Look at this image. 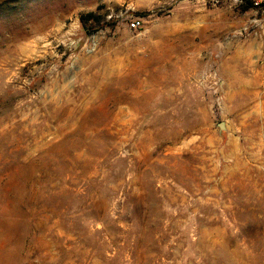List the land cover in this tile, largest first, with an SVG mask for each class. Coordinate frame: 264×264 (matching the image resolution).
I'll use <instances>...</instances> for the list:
<instances>
[{"label":"rangeland","instance_id":"rangeland-1","mask_svg":"<svg viewBox=\"0 0 264 264\" xmlns=\"http://www.w3.org/2000/svg\"><path fill=\"white\" fill-rule=\"evenodd\" d=\"M0 264H264V0H0Z\"/></svg>","mask_w":264,"mask_h":264},{"label":"built area","instance_id":"built-area-1","mask_svg":"<svg viewBox=\"0 0 264 264\" xmlns=\"http://www.w3.org/2000/svg\"><path fill=\"white\" fill-rule=\"evenodd\" d=\"M139 26H140V22H138V21H134L131 24V27L134 28V29L138 28Z\"/></svg>","mask_w":264,"mask_h":264}]
</instances>
